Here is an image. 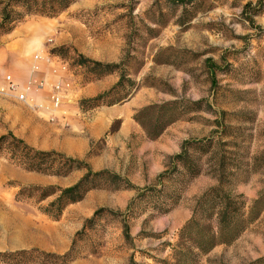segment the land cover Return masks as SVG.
<instances>
[{
	"label": "rangeland",
	"instance_id": "obj_1",
	"mask_svg": "<svg viewBox=\"0 0 264 264\" xmlns=\"http://www.w3.org/2000/svg\"><path fill=\"white\" fill-rule=\"evenodd\" d=\"M245 2L206 0L186 24L180 22L181 9L167 6L164 0H75L53 16L28 13L25 3L14 2L8 7L12 15L4 27L0 8V57L8 66L5 76L12 75L14 82L25 85L35 54L48 58L40 73L47 85L37 92V100L17 101L9 84L0 86V97L15 109H10L8 122L0 118L3 134L12 131L37 149L86 160L95 171L110 170L143 189L153 188L116 190L103 182L81 201L64 205L57 215L49 210H54L51 204L59 193L46 196L38 187L73 185L85 171L68 176L28 171L10 148L3 147L0 264H132V257L138 264L171 260L165 242L177 241L198 198L217 180L209 174L208 164L185 188L189 179L180 167L162 183L157 176L185 140L204 139L217 130L215 120L223 110L227 112V155L230 166L236 168L232 183L244 195L247 213L261 201L251 212L259 217L242 236L233 245L216 247L208 257L213 264H250L264 258V13L256 18L261 28H252L241 15ZM80 55L119 64L106 74L116 82L123 76V85L105 103L122 96L129 99L117 111L118 119L114 108L104 104L98 109L100 115L113 117L106 138H90L86 151L70 152L53 143L56 139L59 145L81 147L77 138L88 136L86 124L93 116L76 113L77 102L85 96L84 87L100 75L99 70L79 66ZM207 58L222 68L217 71L216 85ZM62 62L69 72L61 76L71 89L61 106L70 113L61 117L50 114L43 102L50 99L58 78L53 65ZM170 101L181 102L183 114L156 140H149L131 119L125 120L126 114L142 107ZM115 132H121L119 139L114 138ZM65 163L60 158L55 166L65 169ZM126 223L131 241L124 235ZM20 251L28 253L16 255Z\"/></svg>",
	"mask_w": 264,
	"mask_h": 264
},
{
	"label": "trees",
	"instance_id": "obj_2",
	"mask_svg": "<svg viewBox=\"0 0 264 264\" xmlns=\"http://www.w3.org/2000/svg\"><path fill=\"white\" fill-rule=\"evenodd\" d=\"M167 6L175 9H181L182 16L180 22L188 23L203 8L206 0H164ZM218 1V0H215ZM241 15L251 25L252 28L260 29L256 18L264 13V0H244ZM25 3L28 13L43 14L53 16L67 9L75 0H0V8L3 9L4 27L5 23L11 19L8 7L12 3ZM22 15V14H21ZM19 14V16H21ZM187 17V19H185ZM247 36H243L245 40ZM57 50H54L56 52ZM222 59H224L222 57ZM208 69L211 74L212 84H217V71L222 68L213 58H207ZM79 66L92 68V71H98L96 79L100 80L106 76L110 70H116L119 64H105L96 60L89 59L83 55L79 56ZM107 71V72H106ZM124 77L107 92L96 98L82 100L80 102L84 110L93 109L98 106H112L127 101L128 96L119 97L111 102L105 100L111 98L119 92L123 85ZM198 102L197 104H200ZM196 104V102H195ZM182 103L170 101L163 103H153L137 110L133 116L134 121L143 129L149 140L158 139L166 129L177 121L183 114ZM227 112L221 111L216 118L217 130H213L211 135L204 139L196 141L185 140L182 143L181 150L170 156V162L166 169L158 174L157 180L162 183L165 178L171 176L179 167L184 170V176H188L189 181L203 173L204 165L208 164V172L216 180V185L210 187L197 200L196 206L192 212L191 218L181 227L178 239L175 243L165 242V245L171 250V260H164V264H213L208 256L218 246L233 245L244 233L248 224L259 217V214L252 216L253 208L260 203L258 199L251 209L250 213L245 211L246 201L242 193L236 191L232 183L236 168L230 166L227 153L229 142L224 141L227 135L228 125L225 123ZM10 148L17 162L28 171H35L46 175L68 176L76 170L85 171L79 181L67 187L59 186H39L43 195L50 196L59 193L58 197L52 202L54 210H49L60 214L64 205L81 201L85 194L95 188H98L103 182L108 183L110 187L116 190H153V188H141L133 184L128 178H124L118 173L110 170L95 171L89 162L83 159H77L67 156L56 150L37 149L26 142L24 139L16 136L12 131L3 134L0 137V149ZM196 153V154H195ZM65 159L67 168L55 166L56 160ZM205 159L207 160L205 162ZM204 163V164H203ZM124 235L128 241L132 240L130 225H124ZM27 251L16 252V255H25ZM132 264H138L134 257ZM250 264H264V258L257 259Z\"/></svg>",
	"mask_w": 264,
	"mask_h": 264
},
{
	"label": "crops",
	"instance_id": "obj_3",
	"mask_svg": "<svg viewBox=\"0 0 264 264\" xmlns=\"http://www.w3.org/2000/svg\"><path fill=\"white\" fill-rule=\"evenodd\" d=\"M1 54V53H0ZM37 54H41L43 55L42 53H37ZM35 54V56L37 55ZM35 56L33 57V60H31L28 64V68L31 70L32 69V64L33 62L35 61ZM2 61V57H0V86H2L3 88V85L6 86L8 85V81L5 79L7 78L8 75L5 76V73L3 72V70H5L6 68L8 69V66H4L3 63L1 62ZM44 61H47L48 62V58H42L41 60V66L43 67V63ZM8 62V60L6 61ZM43 64V65H42ZM44 75V74H43ZM12 77V75H10ZM44 77V76H43ZM46 78V77H45ZM47 80V79H46ZM15 82H17L15 80ZM18 83V82H17ZM117 82L114 81V80H111L110 77H104L100 80H96V81H93L92 83H89L88 85H86L84 87V90H85V96L83 99L79 100L77 102V108H76V113L78 112V114H81L86 116V115H91L93 116V119H91L89 121V123L86 124V131L88 133V136L85 137V136H81V137H78L77 141L79 142L80 144V148L79 149H74L72 148L71 146H69L68 144H57L56 143V139L54 141V146L59 148V149H62L64 151H80V152H83V151H86L89 147V141L91 139H95V140H99V139H103V138H106L107 134L110 133V131L108 132V130L110 129L111 127V123H112V119L113 117H110V118H107L106 116H103V115H100L98 112V109L99 108H102V107H105V106H98V107H95L93 109H89V110H84L80 104V102L82 100H87V99H92V98H96L98 97L99 95L109 91ZM21 88H23L25 85L23 84H20ZM40 91V90H39ZM38 90H34V91H31L29 92V97L33 100L36 99V94H37ZM13 93V92H12ZM14 94V98L17 100V101H20L18 100V98L16 97L15 93ZM37 100V99H36ZM23 102V101H21ZM24 103H28V102H24ZM43 103H46L45 104V107H47L50 111V114L53 113V114H56V115H59V116H63V114L65 115V113H70L68 110H61L59 109V111H56V109H53L52 107V104H51V101L50 99L48 100H45ZM127 103V101L123 102V103H119V104H115V105H112V106H108V107H111V108H114L115 109V112H117L119 110V108L122 107L123 104ZM10 109L11 110H14L15 109L13 107L10 108L9 106V102L7 100H5L4 98L0 97V118H2L5 122H8V115H9V112H10ZM56 111V112H55ZM112 112V111H111ZM73 113V112H72ZM66 114V115H67ZM127 116H125V120L126 119H131L132 121H134L133 119V116L134 114H126ZM55 117V116H54ZM115 118H119L121 117L120 114L117 112V114L114 115ZM13 116H10V120L13 121ZM31 119H34L33 117ZM121 120V119H120ZM134 123H136L134 121ZM137 124V123H136ZM4 132L0 130V136L3 134ZM107 133V134H106ZM116 134L114 135V138L115 139H119L121 136H119L121 134V132H115ZM114 134V133H113ZM91 138V139H90Z\"/></svg>",
	"mask_w": 264,
	"mask_h": 264
},
{
	"label": "built area",
	"instance_id": "obj_4",
	"mask_svg": "<svg viewBox=\"0 0 264 264\" xmlns=\"http://www.w3.org/2000/svg\"><path fill=\"white\" fill-rule=\"evenodd\" d=\"M43 55L37 54L35 56V61L32 64V74L28 82L23 88L13 81L10 75L7 76V81L9 84V89L11 92L15 93L18 100L23 102L31 103L34 100L29 97V92L34 90H43L47 85V80L45 77L40 75L42 72L41 60ZM53 72L57 75V80L53 84L52 92L50 95V101L53 109L59 110L62 106V100L65 96V92L71 89V83L64 81L61 76L62 72H69V67L65 63H59V65H53Z\"/></svg>",
	"mask_w": 264,
	"mask_h": 264
}]
</instances>
